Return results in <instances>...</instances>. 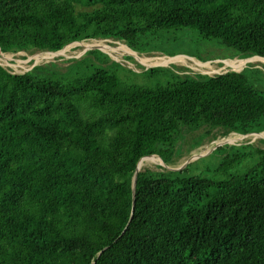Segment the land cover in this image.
Masks as SVG:
<instances>
[{"label":"trees","instance_id":"16d2710c","mask_svg":"<svg viewBox=\"0 0 264 264\" xmlns=\"http://www.w3.org/2000/svg\"><path fill=\"white\" fill-rule=\"evenodd\" d=\"M185 27L264 57V0H0L4 53L111 39L150 54L161 30ZM69 61L0 64V264H264L259 144L141 168L133 191L140 158L173 164L186 131L263 132V68L138 72L97 48ZM218 154L213 177L193 172Z\"/></svg>","mask_w":264,"mask_h":264},{"label":"rangeland","instance_id":"374dc122","mask_svg":"<svg viewBox=\"0 0 264 264\" xmlns=\"http://www.w3.org/2000/svg\"><path fill=\"white\" fill-rule=\"evenodd\" d=\"M163 34L159 33V37L153 44L155 48L150 54L145 53H138L139 56L143 58H150V63L147 65L146 63H142L140 60H138L133 54L126 52L124 50H116V51H105L108 52L109 56L116 61L121 62L123 65L131 67L134 70H137L138 72H142L145 70V68H151L148 66L156 65V63H161L164 67H171L175 68L174 65L178 66L179 68H175V70L179 73H203V74H218L223 73L229 70H236L241 71L245 67L248 66H255V67H261L264 70V62L257 60L248 62L242 69H238L235 67H232L231 65H227L224 63L226 60L234 59L233 57H236L238 59H245V58H239L238 54L235 50L230 49L223 45L220 40L213 39L208 40L201 37V35L198 33V31L194 28H180V29H171V30H161ZM161 37V38H160ZM81 42V43H80ZM87 44V45H86ZM97 44H108L113 47H121L122 45H126L120 41H114V40H90V41H75L67 45L64 49L59 51V55L52 56L50 54H47L46 56L45 52L47 51H40V52H26V51H19L16 53H3L0 50V64H2L4 67L8 68L10 71L14 73H24L30 69H32L35 65H42L45 63H49L51 61H55L60 65L61 67H65L69 64V59L72 58H81L82 55L86 53V51H89L91 49H96L98 46ZM92 45H95L97 47H93ZM92 46L89 50H86L87 47ZM127 46V45H126ZM129 47V46H128ZM130 48V47H129ZM99 49V48H98ZM131 49V48H130ZM134 51V50H133ZM65 52V53H64ZM133 55L135 58V62L132 58H128V55ZM174 54V55H172ZM36 55H41V60H36ZM165 56H172V57H180V56H187L185 59H182L183 61H177V62H169L164 64L162 57ZM47 57V58H46ZM194 57L199 62L206 63V65L197 64L198 61H192L189 58ZM224 59V60H223ZM155 62V63H154ZM207 62H209L207 64ZM186 63V64H185ZM137 64H140L141 66H138ZM157 64V65H160ZM147 65V66H146ZM185 67V68H183ZM139 80V79H138ZM204 133L203 129H199L196 131H189L185 132L184 136L180 138V143L182 144L181 151L178 154H175V160L173 164H168L171 168H178V167H185L187 162H192L195 160H198L201 157H206L209 153H211L214 149H216V146L218 144H224V142H221L222 140L229 137V144H247L250 142L259 144L260 146L264 147V143H261L259 140L260 136L256 135H248L244 138L242 135L237 133H230L227 136L219 137L217 139L211 140L208 137L199 138L200 134ZM264 134V133H263ZM232 137L233 141L230 140ZM255 137V138H254ZM199 139L201 140L200 143L193 147L194 140ZM203 139V140H202ZM190 148V149H189ZM187 149H189L187 151ZM158 156V155H157ZM149 156L144 157L141 162L148 158ZM221 159V156L213 155L208 156L206 161H200L196 166H193V172H204L207 174L206 176L213 177L212 169L218 164L219 160ZM161 161H163L160 158ZM158 160L157 162H147L144 167H148L152 170H162V168L158 167L159 165L170 169L168 166H165L164 163H161V161ZM159 162V163H158ZM142 167V166H141ZM143 167V168H144ZM211 167L209 172H206L208 168Z\"/></svg>","mask_w":264,"mask_h":264},{"label":"bare ground","instance_id":"6f19581e","mask_svg":"<svg viewBox=\"0 0 264 264\" xmlns=\"http://www.w3.org/2000/svg\"><path fill=\"white\" fill-rule=\"evenodd\" d=\"M101 41V40H100ZM81 43V42H80ZM87 45V44H86ZM93 47L95 46V45H92ZM92 46H90V47H92ZM97 46L99 47V48H101L102 50H104V51H116V50H124V51H126V52H129V53H131V54H133L138 60H140L142 63H146L147 65H149V63H150V58L148 57V58H143V57H141V56H139L138 55V53L137 52H135V51H133L132 49H130L128 46H126V45H122L121 47H113V46H110V45H106V44H97ZM66 49V48H65ZM46 54V56H48L47 54H50V55H52V56H56V55H59L60 53L59 52H49V51H47V52H45ZM65 53V52H64ZM187 56H180V57H172V56H165V57H162V59L164 60L163 61V63L164 64H166V63H171V62H177V61H183L182 59H185ZM41 58H42V56L41 55H36V60H41ZM47 58V57H46ZM189 58V57H188ZM190 60H192V61H198L197 59H195L194 57H192V58H189ZM257 60H260V61H263L264 62V58H262L261 56H253V57H250V58H245V59H238V58H234V59H230V60H226V61H224V63H226L227 65H231L232 67H235V68H238V69H242L248 62H252V61H257ZM155 63V62H154ZM160 63H161V61H160ZM160 63H156V65L157 64H160ZM209 62H207V64H208ZM186 64V63H185ZM197 64H201V65H206V63H202V62H199L198 61V63ZM248 136V135H247ZM243 138L245 137V136H242ZM231 139L230 140H232L233 141V138L232 137H230ZM255 138V137H254ZM234 142V141H233ZM158 160H160V157L159 156H157V155H153V156H149L148 158H146V159H144L142 162H140L139 163V168L141 169V168H143L145 165H146V163L147 162H157ZM161 161V160H160ZM159 163V162H158ZM161 163H162V161H161ZM142 166V167H141ZM118 195H119V193H118ZM124 206V205H123ZM135 215V214H134Z\"/></svg>","mask_w":264,"mask_h":264},{"label":"water","instance_id":"95a60500","mask_svg":"<svg viewBox=\"0 0 264 264\" xmlns=\"http://www.w3.org/2000/svg\"><path fill=\"white\" fill-rule=\"evenodd\" d=\"M95 47H97V46H94V48ZM65 48V47H64ZM63 48V49H64ZM90 48H92V47H87V49L86 50H89ZM99 47H97V49H98ZM100 50H102L101 48H99ZM0 50H1V46H0ZM62 50V49H61ZM61 50H58V51H49V52H59V51H61ZM103 51V50H102ZM87 52V51H86ZM131 55V54H130ZM133 56V55H132ZM255 56H258V55H255ZM251 57H253V56H251ZM262 58H264L263 56H261ZM248 58H250V57H248ZM224 60V59H223ZM147 66V65H146ZM156 66H162V64H160V65H153V66H148V67H156ZM264 131L263 132H257V133H255V132H252V133H248V134H243V136H247V135H256L257 137L258 136H260V137H262V138H264ZM242 135V134H241ZM228 137V136H227ZM221 142H224V144H226V143H228L229 142V137L228 138H226V139H224V140H222ZM219 145H221V144H218L217 146H219ZM216 146V147H217ZM153 156L154 154H149V155H146V156ZM145 157V156H144ZM144 157H142V158H140V160L138 161V164H137V168H136V171H135V175H134V180H133V191H134V194H135V189H136V179H137V174H138V172H139V170H140V168H139V163L141 162V160L144 158ZM160 157V156H159ZM161 158V157H160ZM162 163H164V165L165 166H168V164H166L164 161H162ZM188 163H190V162H187L186 163V165L188 164ZM169 167V166H168ZM171 170H180V169H182V168H184V167H178V168H171V167H169ZM135 196V195H134ZM131 217H132V215H131Z\"/></svg>","mask_w":264,"mask_h":264},{"label":"clouds","instance_id":"9594fccd","mask_svg":"<svg viewBox=\"0 0 264 264\" xmlns=\"http://www.w3.org/2000/svg\"><path fill=\"white\" fill-rule=\"evenodd\" d=\"M106 40V39H105ZM69 45V44H68ZM67 46V45H66ZM65 46V47H66ZM63 49V48H62ZM1 51H2V49H1ZM58 51V50H57ZM104 51V50H103ZM3 52V51H2ZM43 52V51H42ZM105 52V51H104ZM4 53V52H3ZM108 53V52H107ZM234 133H236V132H234ZM237 134H239V133H237ZM241 135V134H240ZM243 136V135H242ZM154 155H157V154H154ZM159 156V155H158ZM161 157V156H160ZM161 159H162V157H161ZM163 160V159H162ZM164 161V160H163ZM167 164V163H166Z\"/></svg>","mask_w":264,"mask_h":264}]
</instances>
